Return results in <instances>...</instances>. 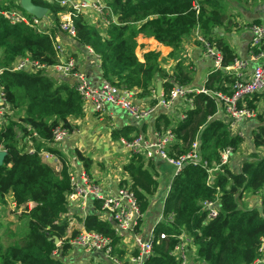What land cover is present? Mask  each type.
I'll return each instance as SVG.
<instances>
[{"label": "trees", "instance_id": "1", "mask_svg": "<svg viewBox=\"0 0 264 264\" xmlns=\"http://www.w3.org/2000/svg\"><path fill=\"white\" fill-rule=\"evenodd\" d=\"M18 1L0 0V9H20L31 16ZM193 1L106 0L115 21H109L102 31L76 13L72 16L73 40L98 56L101 76L110 84L138 90L139 96H150L154 95V78L159 76L163 79L162 99L166 100L173 87L191 82V71L177 61L173 71L166 72L159 64L160 53L155 50L143 52L140 60L135 52L136 37L139 34L152 37L170 47L169 54L174 55L181 41L197 29L221 55V68L209 70L203 87L210 92L230 93L235 76L223 67L240 58L227 37L238 28L236 16L226 11L221 0H197V8ZM226 1L243 14L252 12L259 0ZM31 2L51 14L48 32H57L58 13L64 9L58 1ZM252 24H260V20L253 19L247 26ZM248 51H264V37L259 45L249 46ZM23 56L46 66L57 62L47 32L35 31L23 22L11 24L0 17V86L17 117L8 115L7 124L0 128V150L5 151L0 164V210L7 206L9 196L15 213L21 210L18 219L24 220L25 227L19 239L6 245L0 240V264H68L67 258L73 251L70 239L80 232L73 229L68 234L69 223L64 216L68 210L66 196L71 190V173L59 149L46 148L57 157L58 167L43 160L38 151L52 138L57 124L61 123L70 133L74 130L69 119L82 116L84 102L74 85L65 79L56 80L43 70H11L17 58ZM186 97L191 102L182 108L183 118L172 123L166 114H159L154 126L158 133L169 129L174 134L175 142L167 149L171 158L187 153L200 135V159L187 161L172 176L163 201L162 219L151 230V251L141 264H179L172 252L181 235L187 238L190 264H252L259 257L260 239L264 235V107L258 111L259 103L264 105V92L253 93L245 100V106L255 112L258 125L251 133L253 150L236 171L229 162L220 164L221 153L225 149L231 153L240 149L244 137L231 133L228 125L215 115L216 100L212 95L190 92ZM154 103L156 98L150 100L151 106ZM27 127L39 137L33 154L25 151L23 137L29 134ZM137 133L139 130L132 125L112 128L109 132L116 140H131ZM76 154L88 168L89 159L79 151ZM122 170L129 181L120 180L118 186L127 188L136 198L139 216L132 232L139 234L143 216L158 189L159 175L153 159L139 154H130ZM253 195L260 198V210L245 203V197ZM205 201L215 202L216 216L207 218L202 207ZM100 205L99 200H93L95 211ZM95 211L81 218L83 229L109 238L111 255L120 264H130L125 258L122 237L109 220L100 219ZM54 250L56 256L52 255ZM130 254L137 256L136 251Z\"/></svg>", "mask_w": 264, "mask_h": 264}, {"label": "built area", "instance_id": "2", "mask_svg": "<svg viewBox=\"0 0 264 264\" xmlns=\"http://www.w3.org/2000/svg\"><path fill=\"white\" fill-rule=\"evenodd\" d=\"M52 2L54 0H47ZM64 9L58 13L59 25L58 31L54 34L48 32L50 13L45 11L42 16H36L29 12L23 5V0L17 4L31 16H28L20 9H0V17L6 19L9 23H19L32 27L38 32H47L52 39L54 52L57 56V62L51 66L40 64L28 56L17 58L11 67V70H25L27 72H36L37 70H52L61 75L70 84H73L80 94L84 105L89 104L94 112L101 113L108 105H116L122 108L134 119H145L152 113L157 105L168 106L177 98H184L187 104L191 102L186 97L190 92H203L212 95L216 100L215 115L220 117L227 125L231 133H238L235 131L236 125L244 119H250L255 116V112L245 106V100L253 93L264 92V51L252 52L248 51L249 46H257L260 44L262 37H264V26L260 24H252L249 26L250 38L248 46L244 55L236 59L232 65L223 67L227 73H233L235 76L232 85V92H210L204 87L188 88L187 86H175L169 94V98L164 100L160 95L157 103L148 108H140L131 101V91L121 87L110 84L105 79L101 78L98 83H91L88 81L85 73L79 69L76 58L70 51H66L62 45V37L65 36L69 40L74 41L75 31L72 26V16L80 13L89 23L92 21H99L102 28L105 27L109 21H114L112 11L109 8L106 0H56ZM197 5V4H196ZM93 24V23H91ZM104 30V29H103ZM194 41L200 45L205 56L211 61L212 68H221L220 53L204 39V37L196 29ZM75 42V41H74ZM86 50L93 54L90 48ZM95 55V54H94ZM97 56V55H96ZM98 57V56H97ZM99 59V58H98ZM253 63V65H250ZM0 69V73H1ZM241 105V107H239ZM11 108L6 100L2 87L0 86V128L7 124V116L11 115ZM182 112L179 119L183 118ZM29 134L23 137L25 144V151L29 154L35 153V141H39L38 135L27 127ZM70 132L62 124H57L52 130V138L45 144L41 145L38 155L45 161L54 159L58 161L57 157L46 148L61 149L63 143L69 138ZM119 142L124 147L125 151L130 154H139L145 159L162 158L171 164L176 172L187 161L196 162L200 159L199 143L195 140L190 150L176 158L168 156L167 149L175 142L174 134L169 130L162 133L156 132L152 138H148L142 133H137L131 140L119 139ZM231 155L230 149H225L221 153L220 164L229 162ZM216 168L209 170L211 173ZM71 190L66 196L67 206L71 202H77L80 208L84 209L89 202L99 200L100 207L97 209L100 214L109 218L118 235L122 238L131 237V252L136 251L137 256H130V264H141L145 257L150 253L153 243V237L150 235L147 238L142 237L138 233L132 232V227L136 224L139 216L138 204L134 194L127 188H118L114 194H105L102 187L89 178L85 173L78 174L71 173ZM32 204L29 205L31 207ZM203 209L207 211V218L216 216V208L214 201H205L202 203ZM99 216V215H98ZM101 219L105 220L103 216ZM162 219V218H161ZM160 219H158L159 221ZM160 237H163L161 234ZM179 243L173 250V255L178 260L179 264H190L188 258L186 242L187 238L181 235ZM122 240V239H121ZM70 244L73 249H79L83 256L86 255L85 264H106L102 257L95 256L96 252H103V256L110 259L113 264H120L115 257L111 255V244L109 238L93 231H86L84 229L70 239ZM259 257L256 258L252 264H264V235L260 239ZM52 255L56 256L57 251L54 250Z\"/></svg>", "mask_w": 264, "mask_h": 264}, {"label": "crops", "instance_id": "3", "mask_svg": "<svg viewBox=\"0 0 264 264\" xmlns=\"http://www.w3.org/2000/svg\"><path fill=\"white\" fill-rule=\"evenodd\" d=\"M24 1V0H23ZM244 24L239 25L237 29H233L227 34V37L234 48L239 52L240 56L244 55L248 46L250 33L249 26L253 19H259L260 23L264 26V0H259L258 4L252 12L243 13L241 16ZM116 17H113L115 21ZM96 27H101L100 22L92 21L90 24ZM105 27H103L104 29ZM101 28V30L103 31ZM196 29L186 36L180 43L174 55H170V47L161 44L154 40L152 37H146L142 34L136 37V55L141 60L143 52L148 50H155L160 53L159 64L163 70L171 73L177 61H180L184 66L190 69L191 82L187 85L188 88L203 87V83L208 75L209 70L212 68L211 61L205 56L202 48L197 44L195 39ZM62 45L66 51H70L78 62L79 69L83 71L89 82L98 83L101 76L100 61L94 54L89 53L86 49H82L79 44L69 40L67 37H62ZM47 75L52 76L56 80L64 79L52 70L44 71ZM161 80V93L162 95V82L163 79L159 76L154 78V87L156 81ZM138 90L131 91V101L140 108H148L151 106L150 100L152 98L159 99L160 95L156 94L150 96H139ZM158 98V99H157ZM155 105V103L153 104ZM187 105L184 98L175 99L168 106L157 105L152 113L145 119L137 120L125 112L122 108L116 105H108L101 113H96L92 110L89 104L84 105V111L81 117H71L69 122L73 125V131L70 133L69 138L61 146L60 152L66 158L68 164V171L73 174L85 173L89 178L97 182L105 194H114L119 188L120 180L129 181L127 174L122 170V165L128 160L129 154L125 151L119 139H113L109 132L112 128H119L125 125H132L137 127L139 133L144 134L148 138H152L156 133L155 120L159 114H166L172 123L179 120L182 108ZM254 117L244 119L236 125L235 131L244 137V142L239 150L231 153L229 158V166L232 170L236 171L240 168V164L248 156V153L253 150L251 133L257 126ZM245 144H249V151L244 149ZM248 149V148H247ZM79 151L84 157L88 158V168L83 164L76 154ZM54 166H59V162L54 159L48 160ZM156 171L158 172V189L152 197V201L148 212L142 219L140 235L147 238L150 235L152 227L162 218L163 201L169 187V182L172 176L176 173L175 168L162 158H153ZM245 203L252 206H259L260 198L258 195L245 197ZM7 206L14 210V204L8 200ZM4 209V207H3ZM93 202H89L88 206L84 209L80 208L77 202H71L68 205V210L65 217L68 219L69 230L68 234L73 229L82 230L83 225L81 218L88 213H93ZM95 214L103 216L105 220L109 218L100 214L97 210ZM101 219V218H100ZM122 238V245L125 251V258L131 256V237ZM83 259L86 260V255L83 256L79 249H73L71 257L67 258L68 264H85Z\"/></svg>", "mask_w": 264, "mask_h": 264}, {"label": "rangeland", "instance_id": "4", "mask_svg": "<svg viewBox=\"0 0 264 264\" xmlns=\"http://www.w3.org/2000/svg\"><path fill=\"white\" fill-rule=\"evenodd\" d=\"M221 3L226 8V11H228V12H230L236 16V19L235 18L234 19L237 21L238 27H239V25L244 24L243 19L241 17L243 14H240V12H238V9H236V11L234 10V5L232 2H230V1L225 2V0H221ZM193 4H194V7L197 8L199 2L197 0H194ZM263 107H264L263 103H259L258 111H262ZM10 116H13L14 119H17L16 115L14 117V113H12ZM242 144H241V146H242ZM248 145L249 144H245V146L243 147L247 151H249ZM8 200L10 201L9 196H7V198H6L7 202H8ZM15 211L16 210H12L8 206H5L4 209L2 208L0 210V220H1V223H3L2 226H0V227H2V228H0V240H1V243L3 245H6V244H8L14 240L19 239L20 235H22V233L24 232V229H25L24 220L18 219V215L21 213V210L20 211L18 210L19 212H17V213H15ZM192 259H193V256H192Z\"/></svg>", "mask_w": 264, "mask_h": 264}, {"label": "water", "instance_id": "5", "mask_svg": "<svg viewBox=\"0 0 264 264\" xmlns=\"http://www.w3.org/2000/svg\"><path fill=\"white\" fill-rule=\"evenodd\" d=\"M22 5L31 13H34L36 16H42L46 9L42 6H39V5H36L34 3L31 2V0H24L22 2ZM155 91H156V94L157 95H160L161 93V80L158 79L155 83ZM198 142H200V135L198 136ZM4 155H5V151L4 150H0V164L2 163L3 161V158H4ZM258 209L260 210L261 207L258 206ZM54 243L57 244L58 243V239L55 238L54 239ZM95 256H98V257H102V259L104 260V262L106 264H113L109 258L107 257H104L103 256V252H96L94 253Z\"/></svg>", "mask_w": 264, "mask_h": 264}]
</instances>
